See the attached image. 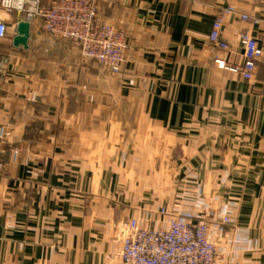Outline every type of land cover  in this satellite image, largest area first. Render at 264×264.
I'll return each instance as SVG.
<instances>
[{
  "label": "crops",
  "instance_id": "1",
  "mask_svg": "<svg viewBox=\"0 0 264 264\" xmlns=\"http://www.w3.org/2000/svg\"><path fill=\"white\" fill-rule=\"evenodd\" d=\"M23 1L0 8V264H122V224L208 206L216 264H264V57L251 81L214 63H243L244 30L264 41V0H96L125 35L118 74L27 18L54 0ZM218 16L227 51L209 42ZM20 22L25 48L13 46Z\"/></svg>",
  "mask_w": 264,
  "mask_h": 264
},
{
  "label": "built area",
  "instance_id": "2",
  "mask_svg": "<svg viewBox=\"0 0 264 264\" xmlns=\"http://www.w3.org/2000/svg\"><path fill=\"white\" fill-rule=\"evenodd\" d=\"M183 1V0H178ZM38 6V0L34 2ZM27 3L23 0H0V8L5 11L25 12ZM229 10L227 14H232ZM99 7L96 0H54L49 9L27 12V18L40 17L43 31L55 37L73 41L84 59L102 66L113 74L122 70L127 56V43L122 31L102 24L98 18ZM240 21L247 22L242 15ZM223 17H216L209 35V42L216 48L227 51L229 45L222 39ZM6 35V25L0 21V40ZM239 42L244 47V60L240 65H229L223 60H215L220 70H228L242 80L251 81L256 71V63L264 57V41L259 42L249 31L239 34ZM6 137L0 127V140ZM18 152L12 151L15 161ZM4 164L0 162V172ZM201 188L196 189V198L203 196ZM226 209L214 228L219 234L230 224L234 201H228ZM158 226H144L137 219H131L120 227L122 234L119 258L122 264H216L217 249L212 234V224L216 221L215 211L206 207L201 215L190 210L177 209L168 212L166 208L157 210Z\"/></svg>",
  "mask_w": 264,
  "mask_h": 264
},
{
  "label": "water",
  "instance_id": "3",
  "mask_svg": "<svg viewBox=\"0 0 264 264\" xmlns=\"http://www.w3.org/2000/svg\"><path fill=\"white\" fill-rule=\"evenodd\" d=\"M29 38V24L28 22H20L17 25V36L13 39L14 47H26Z\"/></svg>",
  "mask_w": 264,
  "mask_h": 264
},
{
  "label": "rangeland",
  "instance_id": "4",
  "mask_svg": "<svg viewBox=\"0 0 264 264\" xmlns=\"http://www.w3.org/2000/svg\"><path fill=\"white\" fill-rule=\"evenodd\" d=\"M66 40H68V39H66ZM70 41H71V40H70ZM72 42H73V41H72ZM124 64H125V63H124ZM99 66H100V65H99ZM101 67H102V66H101ZM122 68H123V67H122ZM120 72H121V71H120ZM120 72H119V73H120ZM112 74H113V73H112ZM117 74H118V73H117ZM4 129H5V128H4ZM5 134L7 135V133H6V129H5ZM4 139H5V138H4ZM4 139H3V140H4ZM0 141H2V140H0ZM14 151H17V150H14ZM17 155H18V154H17ZM3 169H4V168H3ZM2 171H3V170H2ZM2 171H1V172H2ZM1 172H0V173H1ZM146 189H148V187H146ZM151 190H152V191H155V194H157V195H159V196H163V195H164V197H165V195H166V193H167V192H165V189H164L163 187H158V188H155V187H154V188H152ZM151 190H150V191H151ZM152 191H151V192H152ZM200 198H201V197H200ZM198 199H199V198H198ZM208 207H209V206H208ZM210 209H212V208L210 207ZM212 210H214V209H212Z\"/></svg>",
  "mask_w": 264,
  "mask_h": 264
}]
</instances>
